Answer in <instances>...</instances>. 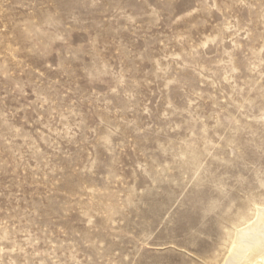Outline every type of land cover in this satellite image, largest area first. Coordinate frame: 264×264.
Here are the masks:
<instances>
[{"label":"rangeland","instance_id":"rangeland-1","mask_svg":"<svg viewBox=\"0 0 264 264\" xmlns=\"http://www.w3.org/2000/svg\"><path fill=\"white\" fill-rule=\"evenodd\" d=\"M253 207L264 0H0V264H224Z\"/></svg>","mask_w":264,"mask_h":264},{"label":"bare ground","instance_id":"bare-ground-1","mask_svg":"<svg viewBox=\"0 0 264 264\" xmlns=\"http://www.w3.org/2000/svg\"><path fill=\"white\" fill-rule=\"evenodd\" d=\"M253 209L254 220L235 230L230 255L224 264H264V207Z\"/></svg>","mask_w":264,"mask_h":264}]
</instances>
